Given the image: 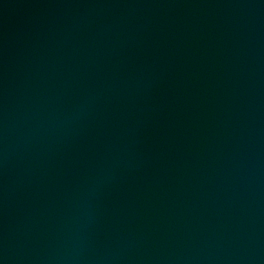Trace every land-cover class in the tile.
<instances>
[{
    "label": "water",
    "instance_id": "1",
    "mask_svg": "<svg viewBox=\"0 0 264 264\" xmlns=\"http://www.w3.org/2000/svg\"><path fill=\"white\" fill-rule=\"evenodd\" d=\"M0 264H264V0H0Z\"/></svg>",
    "mask_w": 264,
    "mask_h": 264
}]
</instances>
